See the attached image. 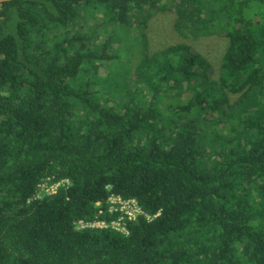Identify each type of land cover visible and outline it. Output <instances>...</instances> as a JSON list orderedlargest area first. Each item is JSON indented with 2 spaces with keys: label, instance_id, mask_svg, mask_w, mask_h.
Wrapping results in <instances>:
<instances>
[{
  "label": "trees",
  "instance_id": "obj_1",
  "mask_svg": "<svg viewBox=\"0 0 264 264\" xmlns=\"http://www.w3.org/2000/svg\"><path fill=\"white\" fill-rule=\"evenodd\" d=\"M0 264H264V0L1 2Z\"/></svg>",
  "mask_w": 264,
  "mask_h": 264
},
{
  "label": "rangeland",
  "instance_id": "obj_2",
  "mask_svg": "<svg viewBox=\"0 0 264 264\" xmlns=\"http://www.w3.org/2000/svg\"><path fill=\"white\" fill-rule=\"evenodd\" d=\"M101 15H103V14L101 13ZM102 17L103 16H101L100 18H102ZM97 20L98 19H96V21ZM171 22H172V19H168L167 15H164L161 17H156L155 19H153L151 21L149 29H150V31L151 30L157 31L160 28V25L162 27H165L166 25H168V26H172L173 24L175 25V21L173 23H171ZM81 23H83V21H81ZM91 24H93V20L91 21ZM86 29H88V27ZM153 37L155 39L154 44L159 45V47L157 48L158 49L157 51L162 50V49L166 48L167 46L176 45L179 43H183L185 41L176 31H175V35H174L172 33V31H170L169 29H166L164 34L161 33L159 35V37L157 36L156 32H153ZM197 41L198 42L194 43V49L203 55H206L207 51L211 52L212 54L215 53V55L213 57L214 61L210 57H207V58L209 59V61L214 66H216L217 69H219V67H221L223 64L224 56L228 51L229 44H230L229 39H227L226 37H222V36H212V37L206 36V37L200 38V40H197ZM120 44H122V41L119 38H115V42L113 43L114 48L118 47V45H120ZM167 44H169V45H167ZM223 52H224V55H223L222 60L220 61V58H221V55ZM216 54H218V55H216ZM134 56H136V53L134 54ZM139 61H140L139 59L132 61L131 64L128 65V67L130 69H133L134 66ZM219 61H220V63H219ZM121 67H124V66L121 65ZM103 74H105V73L103 72ZM132 78L134 79L135 77L132 75ZM63 182H65V181H63ZM62 184H63L62 182L53 184L51 187H49L47 189V191L49 192V194L55 193L61 187ZM117 203H118V200L116 198H113L111 201V207L108 210V215H107L108 218L114 217L115 214L117 213V211H118V208L116 206ZM126 214H128V213H126ZM128 216L132 219H135L137 217V213H133L130 215L128 214Z\"/></svg>",
  "mask_w": 264,
  "mask_h": 264
},
{
  "label": "clouds",
  "instance_id": "obj_3",
  "mask_svg": "<svg viewBox=\"0 0 264 264\" xmlns=\"http://www.w3.org/2000/svg\"><path fill=\"white\" fill-rule=\"evenodd\" d=\"M223 54V53H222ZM218 55V54H216ZM207 57V55H204ZM222 56V55H221ZM214 55L211 56L210 58L213 59ZM221 59V58H220ZM214 61V59H213ZM220 63V61H219ZM59 183V182H58ZM113 198H116L118 200V203H117V208H118V211L117 213H120V216L116 219H113L112 218H108V210L109 208L111 207V201ZM134 200H129V199H123L121 197H116V196H113L111 197L107 202V206L108 209L106 211H104L103 209V206H102V203H96L97 206H98V209H100V213L99 215H102L105 219H101V218H96L94 220H85V219H81L78 221V223L76 224V227L78 230H84V229H96V228H100V229H107V228H111L117 232H120V233H124L122 232L121 230L115 228L113 226V223L119 221V220H122L123 224L125 225V228H126V221H125V218H127V221H135L138 216L137 214V217L135 219H132L128 216V214L130 215V209H129V204L132 203ZM128 213V214H126ZM115 217V216H114ZM108 219V220H107ZM101 224H104L105 226H102ZM95 225V226H93ZM127 229V228H126Z\"/></svg>",
  "mask_w": 264,
  "mask_h": 264
},
{
  "label": "built area",
  "instance_id": "obj_4",
  "mask_svg": "<svg viewBox=\"0 0 264 264\" xmlns=\"http://www.w3.org/2000/svg\"><path fill=\"white\" fill-rule=\"evenodd\" d=\"M129 209H130V214L137 213L138 215H141L143 213V211L140 210V207L138 206V204L135 201H133L132 203L129 204ZM101 225L105 226L104 224H101ZM93 226H95V225H93ZM113 226L115 228L121 230L122 232L127 233V229L125 228V225L123 224L122 220H119V221L113 223Z\"/></svg>",
  "mask_w": 264,
  "mask_h": 264
},
{
  "label": "water",
  "instance_id": "obj_5",
  "mask_svg": "<svg viewBox=\"0 0 264 264\" xmlns=\"http://www.w3.org/2000/svg\"><path fill=\"white\" fill-rule=\"evenodd\" d=\"M5 1H11V0H0V3H1V2H5Z\"/></svg>",
  "mask_w": 264,
  "mask_h": 264
},
{
  "label": "bare ground",
  "instance_id": "obj_6",
  "mask_svg": "<svg viewBox=\"0 0 264 264\" xmlns=\"http://www.w3.org/2000/svg\"><path fill=\"white\" fill-rule=\"evenodd\" d=\"M140 210H141V208H140ZM139 211V210H138ZM142 211V210H141ZM140 212V211H139Z\"/></svg>",
  "mask_w": 264,
  "mask_h": 264
}]
</instances>
